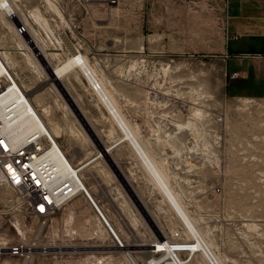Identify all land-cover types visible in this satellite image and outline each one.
Here are the masks:
<instances>
[{
	"label": "rangeland",
	"instance_id": "1",
	"mask_svg": "<svg viewBox=\"0 0 264 264\" xmlns=\"http://www.w3.org/2000/svg\"><path fill=\"white\" fill-rule=\"evenodd\" d=\"M49 2L58 7L62 18ZM21 3L19 10L39 36L52 66L70 56L65 39L81 45L82 54L106 81L127 119L139 127L143 140L159 128L156 117L179 125L193 118L202 136L201 150L205 156L189 163L186 157L174 153L170 161L174 171L181 169L178 183L182 203L213 252L226 264H264V97H250L255 103L246 109L241 99L249 97L226 95L224 61L217 54L151 50L150 34L162 35L164 43L165 34L172 31L173 19L176 21L186 11H167L166 0H118L112 5L103 0H21ZM224 4L226 0H222V9ZM35 8L55 38L63 40L60 46L31 18ZM18 40L12 28L0 26V51H9L13 61L9 67L28 91L45 123L49 127L54 123L62 127L56 139L66 157L77 164L97 151L102 153L88 136L68 98L56 84L48 83L45 69L30 63L35 62L32 54ZM38 63L42 67V62ZM63 82L104 144L121 136L105 106L93 99L90 81L77 72L66 75ZM118 95L124 99L119 100ZM45 105L50 108L49 117L42 112ZM194 107L203 114L193 115ZM216 117H221V121ZM160 128L159 135L165 137L166 129ZM121 143L111 149L115 164L101 157L81 170L84 185L118 233L132 244L131 248L138 250L134 244L160 240L155 228L169 242L187 241L176 213L167 204L161 207L158 196L147 187V172L127 143ZM153 145L165 158L161 142ZM124 176L141 204L124 185ZM119 194L127 204L122 203ZM11 196V191L0 185V209H8L5 204ZM17 241L30 246L28 256H0V264H91L87 260L91 257L100 259L101 264H127L120 250L111 246L110 237L82 194L48 220L0 214V244L7 246ZM150 248L145 246L147 250ZM133 256L138 263L147 258L139 251ZM181 256L185 258L186 253ZM190 264L206 261L196 254Z\"/></svg>",
	"mask_w": 264,
	"mask_h": 264
},
{
	"label": "bare ground",
	"instance_id": "2",
	"mask_svg": "<svg viewBox=\"0 0 264 264\" xmlns=\"http://www.w3.org/2000/svg\"><path fill=\"white\" fill-rule=\"evenodd\" d=\"M49 4L51 8L56 11L57 14L62 18V14L58 7H56L51 2H49ZM11 11L15 12L16 17H18L28 25V31L25 35L27 39L19 35L18 43H24L29 53L32 54L35 62L30 63L35 67L43 69V71L45 69L47 73L46 79L48 83L52 85L56 84L57 88L62 92V94H64V96L68 98L72 105V110H74L80 117L83 126L88 132V136H90L91 140L96 144V146L99 147V150H102V153L97 151V153H94L91 156H87L85 159L78 161L79 164H73L66 157L64 152L59 148L61 157H59L57 154H54L52 157V159L56 163H58L61 170L59 171L60 175L58 176H63L65 174L64 172L67 171L66 167L70 168L71 175L74 176L77 181V187L79 191L87 199L89 205L96 213L97 218V211L87 195L96 205L98 210L102 213L115 234L123 241V247H120L118 249L126 259L127 264H190L196 257V254H200L205 259L206 264H226L223 259H221L217 254L213 252L211 244L204 238L194 219L189 216L186 208L184 207L181 200L182 189L179 185L180 183H178L180 181L178 175H180L181 169H177L176 171H174L173 164L170 162L172 159L171 155H174V153L179 154V156L186 157L188 159L187 162L189 163V160L191 159L199 161L198 158L200 155L205 156V153H203L201 150L202 136L200 135L193 118L189 117L184 125H179L166 118L156 117V124L157 126H159V128L154 131L152 130L150 137L147 140H143L139 134V127L136 124L133 125L127 119V117L123 113V110H121L122 106H119L121 104H118L117 98L114 97V94L108 87L106 81L102 77L100 78L98 76L96 68L93 67L94 65H91L87 56L82 54V51H76L74 49V44H71V42L68 41V39H65L66 37H64V42H68L67 44H65L66 48H68L70 51V56H68L65 60L60 61L58 64L52 66L51 62L49 61L48 54L44 52L43 46L40 44L39 36L36 35L32 27L29 26L27 20L24 18V15L19 11L17 5L14 4L12 0H0V26H8L10 29L13 28L11 19L7 17V15ZM31 18H33V20L44 29V31L46 32V36L51 41L57 43L58 46L61 45V42H63V40L60 38H55V35L49 28L47 21L41 15L37 8L32 11ZM23 38L24 40H26L24 41ZM51 55L54 56L53 54ZM1 61L0 76H6L7 74H10L9 66L11 65V63H13V61L7 52H2ZM38 61L42 62V67L39 65ZM77 72H80V74L85 77L87 81H90V92L91 95L95 96V98L93 99H95V101L97 100L101 102L105 106L108 115L111 117L112 123L121 132V136L115 138L110 144L103 143L101 137L99 136L93 125H91V123H89V121L85 118L82 111H79V108L76 105L77 102L74 101L75 99L73 100V97H71L68 92L67 85L63 82L66 75L68 76V74ZM37 95L38 94H36L35 96ZM118 97L119 100L120 98L121 100L124 99L123 95H118ZM25 101V109L28 111V113H30L29 116L19 117L13 125H9L7 127V132H9L13 136H21L33 129L42 130L53 139L57 146L56 138L59 137L62 127H60L57 123H54L53 126L49 127L45 123L43 117L41 116V113H39L38 109H36L30 101L28 97V91L27 96H25ZM241 101L244 108L247 109L249 106H251V103L254 100L251 98H242ZM42 108L43 114L46 115V117H49V115H51L49 106L45 105L42 106ZM194 108L193 115L200 116L203 114V111L201 109L196 107ZM51 122L52 121H50V123ZM160 126L166 129L165 131L167 135L165 137H161L159 135V132L161 131ZM113 131L114 129H112L111 133ZM121 142L127 143V145L133 151V154L136 157L137 161L147 172V187L155 192V194L158 196V198L162 202L161 207L164 208L165 204H167V206L171 207V209L176 213L179 222L183 226L181 229V233L185 235V237L187 236L189 238L187 241L169 242L166 240L167 238L163 235H160L161 232L159 230L157 231V229L155 228L154 230L158 233L160 240L154 241V243L150 244H134V246L139 247L138 250L131 248L132 244L127 243L125 241V236L123 237L118 233L114 223L110 220L101 205H99L90 190L84 185V182L82 181V177L80 175L81 170L94 163L101 157L107 158L108 161L112 163V165L115 164V162L113 161L114 158L111 155V149ZM154 142H157L158 144L161 142L163 153H165L166 156L165 158L162 157L156 150L155 146L153 145ZM100 154L101 156H99ZM175 173L177 175H175ZM124 185H126L128 191H130V194H132V196L134 197V200H136V202L138 201L141 204V199L137 197V192H134L131 183L128 179L125 178V176ZM118 198L122 199L121 194H119ZM122 203L127 204V201H123L122 199ZM18 230L20 229L18 228ZM145 246H151L152 248L157 247V250H159V254L154 257H147L143 263H138L136 258L133 256V253H135L136 251L142 253L150 251L149 249H145ZM181 253H186V257L182 258ZM87 260L91 261V264H101L100 259L91 257Z\"/></svg>",
	"mask_w": 264,
	"mask_h": 264
},
{
	"label": "built area",
	"instance_id": "3",
	"mask_svg": "<svg viewBox=\"0 0 264 264\" xmlns=\"http://www.w3.org/2000/svg\"><path fill=\"white\" fill-rule=\"evenodd\" d=\"M12 1L18 9L19 5L23 6L21 0ZM103 1L111 5L118 3V0ZM21 13L24 15L23 12ZM7 17L13 23L14 34L26 38L28 25L16 17L13 11ZM24 18L26 19L25 16ZM74 46L76 51H82L78 43ZM2 52L9 53L6 50L0 51V63ZM237 76V72L231 73L232 78ZM25 96L27 91L11 68L10 74L0 76V185L8 188L12 193L5 204L8 209H0V214L12 213L14 217L48 220L81 192L69 167H66L68 172L58 176L61 170L52 157L54 154L61 157L60 149L62 151L63 149L57 139L56 146L46 132L37 129L30 130L21 136H13L7 132V127L13 125L19 117L29 116L30 113L25 109ZM216 119L221 121V117ZM92 204L100 219L97 218L99 223L110 237L111 244L117 248L123 247V241L115 234L93 201ZM149 250L139 253L149 258L159 254L157 247H151ZM29 253V247L20 241L7 246L0 244V256L24 258Z\"/></svg>",
	"mask_w": 264,
	"mask_h": 264
},
{
	"label": "crops",
	"instance_id": "4",
	"mask_svg": "<svg viewBox=\"0 0 264 264\" xmlns=\"http://www.w3.org/2000/svg\"><path fill=\"white\" fill-rule=\"evenodd\" d=\"M166 6L187 15L175 21L172 14L164 43L162 35L150 34L151 50L217 54L224 61L226 95L264 97V0H226L223 9L222 0H166Z\"/></svg>",
	"mask_w": 264,
	"mask_h": 264
},
{
	"label": "water",
	"instance_id": "5",
	"mask_svg": "<svg viewBox=\"0 0 264 264\" xmlns=\"http://www.w3.org/2000/svg\"><path fill=\"white\" fill-rule=\"evenodd\" d=\"M87 197L89 198V200L92 202V200L90 199V197L87 195Z\"/></svg>",
	"mask_w": 264,
	"mask_h": 264
}]
</instances>
